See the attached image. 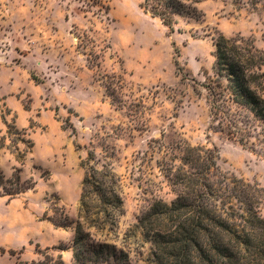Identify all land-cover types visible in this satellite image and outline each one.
<instances>
[{"label":"rangeland","instance_id":"rangeland-1","mask_svg":"<svg viewBox=\"0 0 264 264\" xmlns=\"http://www.w3.org/2000/svg\"><path fill=\"white\" fill-rule=\"evenodd\" d=\"M198 8L200 19L181 17L171 30L139 0H0V170L33 184L0 196V264H37L46 253L72 264L74 229L49 216L59 207L76 217L88 150L113 162L124 198L116 230L93 237L124 249L132 264H156L136 225L142 210L175 198L153 139L214 148L225 174L264 190L263 136L251 150L216 130L193 89L212 73L219 32L253 36L264 49V2L204 0ZM112 73L124 77L125 106L106 92ZM136 100L146 106L144 126L128 109Z\"/></svg>","mask_w":264,"mask_h":264},{"label":"trees","instance_id":"trees-1","mask_svg":"<svg viewBox=\"0 0 264 264\" xmlns=\"http://www.w3.org/2000/svg\"><path fill=\"white\" fill-rule=\"evenodd\" d=\"M204 0H139L146 12L174 30L179 18L203 15L198 4ZM246 1L257 6L264 0ZM214 40L212 73L195 81L194 91L205 96L213 127L255 150L264 142V49L253 36H227L219 32ZM106 92L113 102L125 106L120 90L125 87L121 74L105 75ZM132 117L145 119L142 100L132 101ZM261 131L259 132V128ZM8 132L19 133L8 126ZM81 147V146H80ZM157 164L175 198L156 199L138 217L137 227L152 243L156 264H264V216L260 213L264 190L258 184L225 174L214 148L192 145L182 138L170 144L153 139ZM17 155L25 156L18 147ZM107 155H105V158ZM81 165L85 170L77 215L71 218L63 208H53L49 216L57 227L74 229L72 264H132L128 252L113 243L100 241L93 234L114 232L124 214L121 179L113 162L88 150ZM20 173L5 178L0 170V196L13 198L33 187ZM54 248L57 249L55 246ZM45 254L37 264H64Z\"/></svg>","mask_w":264,"mask_h":264}]
</instances>
